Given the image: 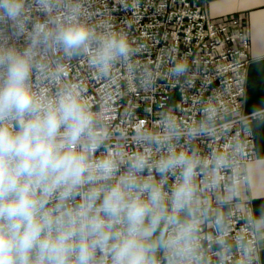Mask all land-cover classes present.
<instances>
[{"label": "clouds", "instance_id": "1", "mask_svg": "<svg viewBox=\"0 0 264 264\" xmlns=\"http://www.w3.org/2000/svg\"><path fill=\"white\" fill-rule=\"evenodd\" d=\"M84 16L81 0H0V264H257L264 212L231 236L220 209L237 195L225 182L232 156L192 148L216 135L219 107L210 101L193 126L165 114L157 129L138 128L131 153L110 143L85 89L49 62L83 56L105 77L128 61L127 36ZM245 115L264 124V103Z\"/></svg>", "mask_w": 264, "mask_h": 264}, {"label": "built area", "instance_id": "2", "mask_svg": "<svg viewBox=\"0 0 264 264\" xmlns=\"http://www.w3.org/2000/svg\"><path fill=\"white\" fill-rule=\"evenodd\" d=\"M200 2L81 0L90 26L127 36L132 48L128 61L116 63L105 77L83 56L65 59L56 54L49 62L54 59L62 68L63 83L85 89L86 102L101 115L111 133L109 142L122 145L129 153L138 150V128L157 129L165 114L181 126H193L203 118L204 107L214 102L222 115L217 133L193 140L192 148L202 156L214 151L232 156L233 168L226 170L225 182L237 185V195L220 211L229 217L234 237L243 229L244 218L252 215L240 194L247 183L242 178L248 177L256 156L253 136L245 127L251 126L252 120L243 109L247 69L254 62L250 29L244 17L212 19ZM179 61L188 65L189 71L176 77L171 69ZM47 87L55 91L56 84L47 81ZM180 147L187 148L183 139ZM208 195L216 207L215 194ZM211 231L205 228V232ZM214 251L208 252L213 262ZM260 252L259 246L257 264ZM238 258L234 255L233 260Z\"/></svg>", "mask_w": 264, "mask_h": 264}, {"label": "crops", "instance_id": "3", "mask_svg": "<svg viewBox=\"0 0 264 264\" xmlns=\"http://www.w3.org/2000/svg\"><path fill=\"white\" fill-rule=\"evenodd\" d=\"M200 5L212 19L233 16L246 19L250 29L251 56L253 61L247 69L244 112L264 103V0H201ZM255 146V162L248 170V181L240 188L242 201L249 206L252 215L264 212V124H250ZM260 264H264V244L260 245Z\"/></svg>", "mask_w": 264, "mask_h": 264}]
</instances>
